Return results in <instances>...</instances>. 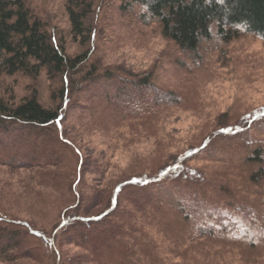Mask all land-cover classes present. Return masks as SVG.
I'll return each instance as SVG.
<instances>
[{
    "label": "trees",
    "instance_id": "obj_1",
    "mask_svg": "<svg viewBox=\"0 0 264 264\" xmlns=\"http://www.w3.org/2000/svg\"><path fill=\"white\" fill-rule=\"evenodd\" d=\"M26 1L0 0V73L36 77L45 71L61 85L55 107L43 106L35 93L18 102L0 99V167L6 168L0 173V264H167L203 240L257 241L264 234L263 225L242 218L231 206L230 193L246 183H264V141L253 134L255 125L264 127L260 119L264 109L251 116L252 120L247 114L221 126L199 147L175 159L165 156L166 147L157 143L153 154L165 161L155 169L134 156L128 170L109 172L106 158L98 155L94 171L110 181L102 188L94 184L84 188L85 159L59 121L77 88V76L87 82L96 73L90 50L67 55L64 45L53 40ZM125 1L129 6H142L160 24L163 37L185 52H196L211 37L213 24L225 42L241 34L264 41V0ZM91 4L66 0L74 39L90 41L85 21ZM111 74L106 78L120 85L108 86L114 90L111 95L100 93L107 105L113 104L111 96L124 104L111 106L121 119L112 128L119 138L124 123L147 125L145 113L150 108L133 99H139L142 92L155 94L154 106L159 105L161 98L156 95L164 91L156 92L157 87L144 78L131 81ZM65 156H79L70 173L74 181L63 176ZM219 157L227 160L230 170L215 174L191 163L197 158L215 162ZM45 208L46 217L42 214ZM237 214L243 226L238 233Z\"/></svg>",
    "mask_w": 264,
    "mask_h": 264
},
{
    "label": "rangeland",
    "instance_id": "obj_2",
    "mask_svg": "<svg viewBox=\"0 0 264 264\" xmlns=\"http://www.w3.org/2000/svg\"><path fill=\"white\" fill-rule=\"evenodd\" d=\"M88 2L92 3L91 13L85 24L91 36L86 42V39L73 38L66 0L26 1L53 40L64 45L67 55L90 50L88 56L96 70L91 76L94 81L82 82V75L77 76V88L59 121L61 130L74 142L73 145L78 146L79 155L85 159L81 179L84 188L93 184L102 188L110 181V178L101 179L94 171L98 155L106 158L109 172L128 170L134 156L145 167L155 169L165 161L153 154L157 143L166 147L165 156L175 159L187 150L199 147L221 126L232 124L247 114L251 120V116L261 114L260 110L264 109V41L261 39L241 34L225 42L216 35V24H213L211 37L203 40L196 52L189 53L163 37L160 24L151 20L142 6H129L125 0ZM110 72L131 81L144 78L157 87L156 92L164 91L162 95H156L161 98L156 107L155 94L147 96L142 92L139 99H133V102H143L150 108L145 113L147 125L130 127L124 123L120 129L124 134L119 131V138H115L112 128L121 119L118 114H113L111 106L124 104L111 96L113 104L107 105L101 94L105 91L111 95L114 90L108 86L120 85L106 78L112 75ZM60 85L58 79L49 77L45 71L36 77L0 73V99L18 102L35 93L43 106L55 107ZM127 91H133V88ZM263 132L264 127H253V134L261 141H264ZM42 153L47 155V152ZM209 154H205L207 159ZM77 159L65 156L63 163V176L71 181L74 178H70V173L74 172ZM207 159L197 158L191 163L215 174L230 170L226 159L219 157L216 163ZM237 169L238 173L243 172ZM3 171L6 168L1 166L0 173ZM230 194L231 206L239 210L242 218H247L249 224L259 223L264 227V183L259 186L246 183ZM234 198L236 201L233 202ZM217 199L223 201L225 198L219 196ZM44 210L46 214H42L46 217L48 209ZM237 215L234 220L239 226L236 233L243 227ZM260 235L254 243L228 237L216 238L219 242L203 240L190 246L192 251L182 250V257H173L167 264H264V234Z\"/></svg>",
    "mask_w": 264,
    "mask_h": 264
}]
</instances>
